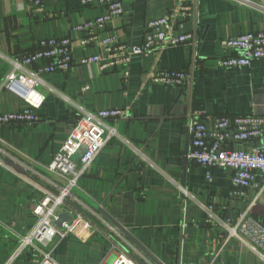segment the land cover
Returning a JSON list of instances; mask_svg holds the SVG:
<instances>
[{
  "label": "crops",
  "instance_id": "crops-1",
  "mask_svg": "<svg viewBox=\"0 0 264 264\" xmlns=\"http://www.w3.org/2000/svg\"><path fill=\"white\" fill-rule=\"evenodd\" d=\"M119 1L123 13L101 37L140 45L147 21L176 12L174 32L192 33L195 43L132 56L124 66H80L79 59L97 54L99 45L91 40L83 45L89 36L71 28L94 20L103 8L84 6L81 0H46L41 13L31 14L28 0H0L2 56L30 53L41 39L70 37L76 64L67 73L43 77L52 91L39 90L45 96L39 122L0 127V148L27 170L24 176L0 167V264H37L42 253L58 264H113L122 253L138 264H264L239 229L229 233L243 216L264 223V179L256 176L253 187L241 195L231 183L230 170H211L209 181L203 168L186 160L193 114L264 116V60L243 68L217 66L224 55L221 40L264 30V0ZM189 6L191 12L184 17ZM10 70L0 57V84ZM167 70H184L187 83L172 87L151 80ZM75 105L90 112L116 108L126 114L109 122L116 136L78 180L72 190L75 200L66 204L74 205L92 229L84 236L68 234L36 244L11 259L19 237L37 226L33 209L42 188L55 191L53 183H65L46 168L73 129ZM23 107L18 96L0 90V113ZM198 203H215L214 218ZM69 211L63 207L59 215Z\"/></svg>",
  "mask_w": 264,
  "mask_h": 264
},
{
  "label": "built area",
  "instance_id": "built-area-1",
  "mask_svg": "<svg viewBox=\"0 0 264 264\" xmlns=\"http://www.w3.org/2000/svg\"><path fill=\"white\" fill-rule=\"evenodd\" d=\"M31 7L28 12L39 14L43 11L46 0H28ZM82 5H95L104 9V13L94 20L79 23L71 28L72 32H82L89 38L82 41H97L99 52L79 59L80 66L99 65L124 66L132 56H147L159 48L195 43L189 32H174L175 13L168 14L146 22V31L140 45L121 44L116 37H101L100 34L115 18L123 13L119 0H81ZM178 12V10H177ZM191 12V7L184 8V17ZM224 55L217 60L221 68L248 67L255 60H264V30L240 34L220 41ZM30 53L22 56L0 57L7 61L10 72L0 84V90L12 92L18 96L24 107L16 112L0 113V127L27 126L39 122L38 111L42 108L45 96L38 88L52 89L46 85L43 77L55 72L67 73L75 66L71 38L41 39ZM28 67H31L27 69ZM155 83L172 87H183L188 76L184 70L160 71L151 77ZM86 88L83 89V91ZM76 106V118L72 131L62 146L53 155L46 170L64 180V185L53 183L56 190L42 188V196L36 202L33 214L37 226L26 236L19 237L18 248L11 257L17 258L22 251L36 244L49 242L54 238L68 234H82L91 230L92 224L77 208L67 201H74L72 190L78 180L87 172L93 160L105 144L116 136V131L109 125L110 121L123 119L126 114L116 108H104L95 112ZM189 147L186 160L205 170L206 179L211 180L210 171L216 168L228 169L231 172V183L240 194L250 190L256 176L264 179V116H211L193 114L188 123ZM243 146L245 149H238ZM0 156L11 157L0 148ZM0 157V167L6 166ZM182 196L194 201L183 187H178ZM198 205L214 218L215 203L208 206ZM68 207L69 220L58 228L55 222L61 208ZM249 239V249L264 262V223L243 216L241 224L229 229L231 235L237 230ZM148 264V262L146 260ZM37 264H58L49 253H42ZM113 264H138L131 255L120 254Z\"/></svg>",
  "mask_w": 264,
  "mask_h": 264
},
{
  "label": "water",
  "instance_id": "water-1",
  "mask_svg": "<svg viewBox=\"0 0 264 264\" xmlns=\"http://www.w3.org/2000/svg\"><path fill=\"white\" fill-rule=\"evenodd\" d=\"M3 163L6 165V166H8V167H10V168H12L15 172H17V173H19V174H22V175H24V176H27V170H26V168L24 167V166H22L19 162H17L16 160H14V159H12L11 157H4L3 158ZM69 220V217L67 216V215H59V217H58V219H57V221L55 222V225L58 227V228H60L61 227V225H62V223L63 222H67ZM119 230H120V232H122L125 236H127L131 241H133L132 240V238H130L124 231H122L120 228H119ZM134 242V241H133ZM135 243V242H134ZM136 244V243H135ZM137 245V247L140 249V250H142L145 254H146V256H148L153 262L155 261L149 254H147L146 252H145V250L142 248V247H140L138 244H136ZM156 263V262H155Z\"/></svg>",
  "mask_w": 264,
  "mask_h": 264
},
{
  "label": "rangeland",
  "instance_id": "rangeland-1",
  "mask_svg": "<svg viewBox=\"0 0 264 264\" xmlns=\"http://www.w3.org/2000/svg\"><path fill=\"white\" fill-rule=\"evenodd\" d=\"M38 90H40V88H38ZM58 216H59V214H58ZM145 264V263H144Z\"/></svg>",
  "mask_w": 264,
  "mask_h": 264
}]
</instances>
